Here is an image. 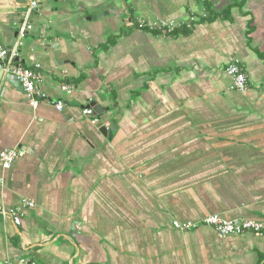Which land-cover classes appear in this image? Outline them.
Segmentation results:
<instances>
[{
	"label": "crops",
	"instance_id": "0c3cea01",
	"mask_svg": "<svg viewBox=\"0 0 264 264\" xmlns=\"http://www.w3.org/2000/svg\"><path fill=\"white\" fill-rule=\"evenodd\" d=\"M28 1L0 0L2 45ZM37 1L21 60L65 106L0 84V152L25 151L0 164V209L35 202L20 225L0 214V264H264V233L175 226L264 221V0ZM192 16L174 36L138 28ZM91 100L103 114H84Z\"/></svg>",
	"mask_w": 264,
	"mask_h": 264
},
{
	"label": "built area",
	"instance_id": "2783aa9c",
	"mask_svg": "<svg viewBox=\"0 0 264 264\" xmlns=\"http://www.w3.org/2000/svg\"><path fill=\"white\" fill-rule=\"evenodd\" d=\"M39 9V2L37 0H29L26 6L20 25L18 26V40L14 46L9 47L0 43V72L6 75H14L17 77L19 84L22 86L29 103L34 109L40 106L42 101H47L54 105L58 111L64 109V101L59 100L54 102L49 96L43 92L42 84H44V77L42 72V64L37 62L32 67H27L21 63L20 49L25 46V41L34 30L32 17ZM207 17V13L204 15ZM197 17L192 16L186 21H171L164 19H157L152 22L139 21L138 28L148 29L153 32H158L163 35H171L180 29L193 30L197 23ZM20 58L19 61L17 59ZM227 74L232 78V88L236 91H246L249 87V75L239 62L235 59L226 67ZM62 90L71 94L73 92L70 85H63ZM83 112L87 116H95L94 110L91 108H84ZM100 119L94 117L93 123H99ZM25 151L20 148H9L0 152V164L8 170L15 161L21 157ZM35 207L33 200H25L20 206L15 208L0 209V214L6 218L10 217L16 225H20L23 217V211L26 208ZM201 225L212 226L221 235L242 234L245 232H253L255 234L264 233V221L251 219H226L218 214L210 215L201 221H190L185 223L175 222V226L182 230H191ZM34 264V263H33Z\"/></svg>",
	"mask_w": 264,
	"mask_h": 264
},
{
	"label": "water",
	"instance_id": "95a60500",
	"mask_svg": "<svg viewBox=\"0 0 264 264\" xmlns=\"http://www.w3.org/2000/svg\"><path fill=\"white\" fill-rule=\"evenodd\" d=\"M38 10H39V9H38ZM38 10H37V11H38ZM107 13H108V12H105V13L100 14V15L98 16V18H101V17L105 16ZM94 19H95V18H94ZM29 36H30V35H28V37H29ZM28 37H27V38H28ZM17 40H18V30L16 31L15 39L13 40V42L11 43V45H10L9 47L14 46L15 43L17 42ZM22 52H23V49H20V51H19L20 56H21ZM19 60H20V58L17 59V61H19ZM21 63L23 64L24 62L21 60ZM5 80H9V81H12V82H18V79H17L16 76H14V75H6L5 73L0 72V84H1L3 81H5ZM18 83H19V82H18ZM89 105H90V106L92 105V106L94 107V115H97V114H103L104 110H103V109L101 110V106L97 103L96 100H91L90 103H89ZM90 106H89V107H90ZM113 125L116 126V123L114 122ZM101 132H102L104 135H107V136H109V137L111 138V137H112V133H113V128L108 129V128H106V127H102V128H101Z\"/></svg>",
	"mask_w": 264,
	"mask_h": 264
},
{
	"label": "trees",
	"instance_id": "16d2710c",
	"mask_svg": "<svg viewBox=\"0 0 264 264\" xmlns=\"http://www.w3.org/2000/svg\"><path fill=\"white\" fill-rule=\"evenodd\" d=\"M188 31H189V30H188ZM156 33H158V32H156ZM176 33H177V32H175L174 34H171L170 36H172V35L174 36Z\"/></svg>",
	"mask_w": 264,
	"mask_h": 264
}]
</instances>
